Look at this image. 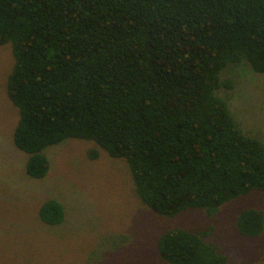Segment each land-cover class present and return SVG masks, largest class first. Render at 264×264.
<instances>
[{"label": "trees", "instance_id": "1", "mask_svg": "<svg viewBox=\"0 0 264 264\" xmlns=\"http://www.w3.org/2000/svg\"><path fill=\"white\" fill-rule=\"evenodd\" d=\"M6 43L20 115L13 139L30 177L48 174L49 146L80 138L125 159L136 193L160 215L214 214L264 194V140L219 93L234 86L223 76L231 66L264 73V0H0ZM39 217L60 225L66 210L50 198ZM236 225L258 236L264 211L244 208ZM204 234L172 227L158 254L166 264H228Z\"/></svg>", "mask_w": 264, "mask_h": 264}, {"label": "rangeland", "instance_id": "2", "mask_svg": "<svg viewBox=\"0 0 264 264\" xmlns=\"http://www.w3.org/2000/svg\"><path fill=\"white\" fill-rule=\"evenodd\" d=\"M14 63L12 44L0 45V264H166L157 239L172 227L205 231V240L226 255L228 264H264V230L246 236L236 225L242 209L264 211V194L258 190L225 203L214 214L189 209L160 215L136 193L125 159L80 138L49 146L48 174L30 177L28 155L13 139L20 115L7 84ZM223 76L234 81L219 93L235 119L246 133L264 140V73L241 63ZM94 149L99 155L93 158ZM50 198L65 207L60 225L45 224L39 217Z\"/></svg>", "mask_w": 264, "mask_h": 264}]
</instances>
